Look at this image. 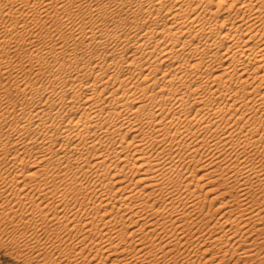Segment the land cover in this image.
<instances>
[{"label": "bare ground", "instance_id": "6f19581e", "mask_svg": "<svg viewBox=\"0 0 264 264\" xmlns=\"http://www.w3.org/2000/svg\"><path fill=\"white\" fill-rule=\"evenodd\" d=\"M1 249L264 264V0H0Z\"/></svg>", "mask_w": 264, "mask_h": 264}, {"label": "rangeland", "instance_id": "374dc122", "mask_svg": "<svg viewBox=\"0 0 264 264\" xmlns=\"http://www.w3.org/2000/svg\"><path fill=\"white\" fill-rule=\"evenodd\" d=\"M216 203H217V201L214 202L212 205H215ZM208 204L209 203H207V207H208ZM211 211L212 212L214 211L215 215H213V219H215V217L218 215L219 210L215 213V210H213V208H212ZM237 257L238 256L235 255L232 258L236 259ZM238 260L239 261H238V263L236 262V264L242 263V261H244V259H242V258H239ZM0 264H22V261L20 259L16 258L14 255H12L11 252H8V250L1 249L0 250ZM245 264H251V263L248 261Z\"/></svg>", "mask_w": 264, "mask_h": 264}]
</instances>
